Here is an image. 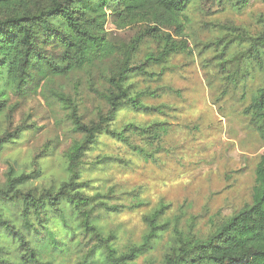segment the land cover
I'll return each mask as SVG.
<instances>
[{
    "label": "trees",
    "instance_id": "trees-1",
    "mask_svg": "<svg viewBox=\"0 0 264 264\" xmlns=\"http://www.w3.org/2000/svg\"><path fill=\"white\" fill-rule=\"evenodd\" d=\"M194 1L0 0V118L10 119L16 112L10 105L11 94L21 96L28 87L41 89L40 84L49 80L82 72L88 74L90 91L106 107H96L86 122L73 98L54 93L82 140L68 149L66 179L56 189L41 194L24 190L21 185L30 178L26 174H8L0 185V264H137L139 258L144 264H264V152L255 168L251 202L205 237L185 231L178 217L168 219L167 206L161 204L143 215L145 230L139 241L121 244V227L110 230L100 220L121 213L123 204L112 202L113 187L104 190L98 187V179L83 177L86 159L102 137L147 157L131 143V137L157 139L167 132L165 122L117 124L116 118L120 112L153 115L168 109L150 106L145 100L160 97L164 88H152L150 83L163 81L170 59L179 52L191 53L187 41L173 39L164 30L174 29V36L188 38V10ZM223 1L236 11L249 2ZM109 18L123 29L135 24L141 28L128 44L116 46L105 28ZM259 23L255 35L242 28H214L203 46L212 50L208 63H215L227 83L219 100L227 95L229 85L244 98L248 83L256 74L261 76L243 114L264 149V20ZM147 38L157 49L138 59ZM49 46L52 53H46ZM157 67L162 70L154 71ZM26 127L1 134L0 147ZM110 161L114 157L100 155L90 166L94 169ZM159 245L161 256H149Z\"/></svg>",
    "mask_w": 264,
    "mask_h": 264
},
{
    "label": "rangeland",
    "instance_id": "rangeland-1",
    "mask_svg": "<svg viewBox=\"0 0 264 264\" xmlns=\"http://www.w3.org/2000/svg\"><path fill=\"white\" fill-rule=\"evenodd\" d=\"M188 16L190 24H186L185 31L188 38L174 36V29L164 32L173 39L187 41L191 53L179 52L170 59L169 69H163V81L150 83L152 88H164L160 97L145 100L150 106L168 109L153 115L120 112L116 118L117 124L165 122L167 132L157 139L139 134L131 137V143L147 157L102 137L84 165L83 177L98 179V187L104 190L113 187L112 202L125 208L100 220L107 229L121 227V244L130 239L139 241L145 230L143 215L161 204L167 206L168 219L178 217L185 231L205 237L251 202L255 168L264 149L243 110L251 102L250 92L261 76L256 74L248 83L244 98L240 90L233 91L229 85L227 95L219 100L227 83L214 68L215 63H208L214 55L203 45L214 28H242L249 35L257 34L259 21L264 20V0H249L239 11L223 0H195ZM105 28L109 40L119 46L128 44L141 24L123 29L109 18ZM193 40L199 44L195 46ZM156 49L147 38L140 46L138 59ZM53 50L49 46L46 53ZM40 86L37 90L28 87L21 96L11 94L10 105L16 107V112L10 119L6 115L0 118V135L18 126H29L11 143L0 147V185L6 182L8 174L13 177L26 174L30 178L21 188L34 194L52 191L66 179L67 151L82 140L81 135L73 132L54 93L73 98L86 122L95 114L96 107L106 108L90 91L85 72L68 79L49 80ZM100 155L114 157V161L92 169L90 163ZM170 232L169 228L164 241ZM161 254L159 245L149 256L159 258ZM137 264H144L143 258Z\"/></svg>",
    "mask_w": 264,
    "mask_h": 264
}]
</instances>
